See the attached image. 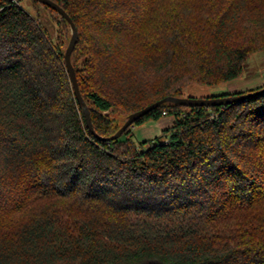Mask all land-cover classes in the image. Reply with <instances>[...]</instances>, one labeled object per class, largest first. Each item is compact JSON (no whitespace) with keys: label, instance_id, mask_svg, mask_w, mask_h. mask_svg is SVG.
I'll list each match as a JSON object with an SVG mask.
<instances>
[{"label":"trees","instance_id":"trees-1","mask_svg":"<svg viewBox=\"0 0 264 264\" xmlns=\"http://www.w3.org/2000/svg\"><path fill=\"white\" fill-rule=\"evenodd\" d=\"M22 1L0 0V264H264V93L165 102L110 139L116 107L129 116L239 78L264 32L234 35L244 17L260 24L264 0H53L78 30L71 60L94 131L67 48ZM214 3L205 41L194 9ZM165 115L135 142L133 126Z\"/></svg>","mask_w":264,"mask_h":264},{"label":"rangeland","instance_id":"rangeland-1","mask_svg":"<svg viewBox=\"0 0 264 264\" xmlns=\"http://www.w3.org/2000/svg\"><path fill=\"white\" fill-rule=\"evenodd\" d=\"M239 0H235L237 2ZM26 3V7L30 10L33 9L34 12L41 14L43 21L48 22L51 32L55 39L59 41L63 51L68 47L69 41L72 36L71 26L65 25L61 22L60 17L55 12L51 11L45 5L41 3H36L32 5L27 0L22 1ZM162 4V3H161ZM220 3H214L211 10L204 4L197 5L195 12V18L197 19L198 29L207 41L210 36L211 26V17L216 10V6H219ZM203 8V11H201ZM252 8L256 9V5H252ZM262 13V12H260ZM264 13V12H263ZM251 17H244L239 23L238 29L235 32L234 40L238 43L246 40V36H253L255 32L261 31L264 32V17L259 20L261 24H252L250 22ZM159 81H155L154 84H157ZM264 87V48L258 49L254 52H251L248 55L247 60L244 64V70L239 78L224 82L216 85H205L202 83H191L184 87V92L182 97H193V98H207L220 96L223 94H238V93H247L256 91L254 89H262ZM259 90V89H258ZM139 99V96H138ZM140 100V99H139ZM130 113V110L123 109L122 107H116L115 111H112L110 118L115 120L119 126L123 125L127 120V116ZM174 118L170 115L163 116L160 120H147L141 125L133 126L134 131V140L137 144L141 142L152 139L155 136L159 135L163 129L160 128V125L172 124ZM141 126V127H138ZM138 127V128H136ZM13 229V228H12ZM10 231L11 234L13 231Z\"/></svg>","mask_w":264,"mask_h":264},{"label":"water","instance_id":"water-1","mask_svg":"<svg viewBox=\"0 0 264 264\" xmlns=\"http://www.w3.org/2000/svg\"><path fill=\"white\" fill-rule=\"evenodd\" d=\"M37 1L54 8L59 14L62 15V17H64L69 22V24L72 28V36H71L70 42H69L68 47H67L65 54H64L66 69H67L68 75L70 77L76 98L83 108L87 124H88L89 128L92 131H94L90 111H89L87 103L85 102V100L81 94L77 75H76V70H75L73 63H72V60H71L72 52H73L75 45L77 43V40H78L77 27H76L74 21L72 20V18L69 16V14L58 3L54 2L53 0H37ZM262 93H264V87L262 89L252 91V92H247V93L228 94L225 96H214V97H207V98L168 96V97H165V98H163L159 101H156L150 105H147L146 107L142 108L139 111L131 113L128 116L125 123L118 130V132L115 135H113L112 137H110V139L120 137L130 125H133L138 119L145 116L146 114H148L152 110L156 109L157 107H159L160 105H162L165 102H173V103H177V104L188 106V107H194V106H210V107H213V106H217V105L220 106V105L231 104V103L238 102V101H241V100L247 99L249 97H253V96L262 94Z\"/></svg>","mask_w":264,"mask_h":264},{"label":"crops","instance_id":"crops-1","mask_svg":"<svg viewBox=\"0 0 264 264\" xmlns=\"http://www.w3.org/2000/svg\"><path fill=\"white\" fill-rule=\"evenodd\" d=\"M169 125H170V124H167V125H160V128L163 129V128L169 126ZM138 127H141V126H138ZM138 127H136V128H138Z\"/></svg>","mask_w":264,"mask_h":264},{"label":"built area","instance_id":"built-area-1","mask_svg":"<svg viewBox=\"0 0 264 264\" xmlns=\"http://www.w3.org/2000/svg\"><path fill=\"white\" fill-rule=\"evenodd\" d=\"M164 114H166V112H164Z\"/></svg>","mask_w":264,"mask_h":264}]
</instances>
